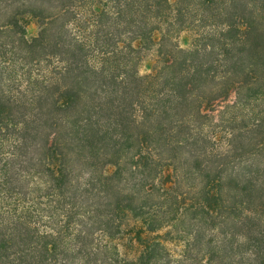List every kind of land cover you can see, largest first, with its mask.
I'll list each match as a JSON object with an SVG mask.
<instances>
[{
    "label": "trees",
    "instance_id": "16d2710c",
    "mask_svg": "<svg viewBox=\"0 0 264 264\" xmlns=\"http://www.w3.org/2000/svg\"><path fill=\"white\" fill-rule=\"evenodd\" d=\"M0 264H264V0H0Z\"/></svg>",
    "mask_w": 264,
    "mask_h": 264
},
{
    "label": "rangeland",
    "instance_id": "374dc122",
    "mask_svg": "<svg viewBox=\"0 0 264 264\" xmlns=\"http://www.w3.org/2000/svg\"><path fill=\"white\" fill-rule=\"evenodd\" d=\"M176 0H169V3L171 5H174ZM25 25H26V32H27V37L32 38L38 35L39 32V24L34 18L26 17L24 19ZM154 38L155 41H157L160 38V32L156 31L154 33ZM194 38H196V35L194 34L193 31L190 30H183L175 33L170 40V44L174 43L175 45H179L180 47H187L190 45L191 42L194 41ZM159 57L160 54L158 52V45L152 44L148 47H145L139 54V63H138V70L140 74H147L152 71L154 67L157 66L159 62ZM223 110H226L224 108ZM217 115L220 116V113H213L212 114V119H216ZM215 121V120H214ZM218 123V121H215ZM217 141L214 144L218 148H222L225 145L226 141V136L228 130L221 126L220 128H217ZM247 135L249 138H253V136L258 137V133L256 132H247ZM252 136V137H251ZM245 138V140L248 139ZM261 157V156H260ZM240 160H236L235 164L238 166ZM164 232L165 229L153 232L151 234H147L143 228L140 227L139 224L132 220H127L123 223L121 226V231H120V236L118 239L115 240L116 243V249L118 251V254L120 257L124 258H133L138 253L140 250L143 248L142 241L147 240L151 238L152 236L158 234L160 235L159 237L162 239L164 237ZM138 238H141L142 240H139ZM169 247H172L171 244H169ZM176 251V250H175Z\"/></svg>",
    "mask_w": 264,
    "mask_h": 264
}]
</instances>
